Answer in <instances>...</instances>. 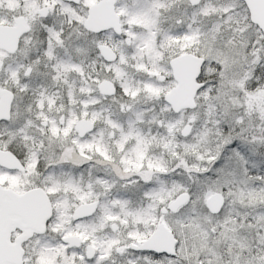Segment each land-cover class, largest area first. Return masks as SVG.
<instances>
[{
  "label": "snow or ice",
  "instance_id": "obj_1",
  "mask_svg": "<svg viewBox=\"0 0 264 264\" xmlns=\"http://www.w3.org/2000/svg\"><path fill=\"white\" fill-rule=\"evenodd\" d=\"M0 264H264V0H0Z\"/></svg>",
  "mask_w": 264,
  "mask_h": 264
}]
</instances>
